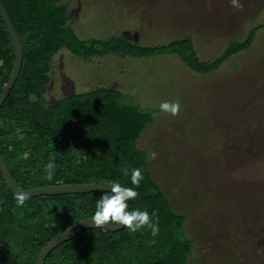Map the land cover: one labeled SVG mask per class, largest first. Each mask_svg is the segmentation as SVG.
I'll return each instance as SVG.
<instances>
[{
  "label": "rangeland",
  "instance_id": "1",
  "mask_svg": "<svg viewBox=\"0 0 264 264\" xmlns=\"http://www.w3.org/2000/svg\"><path fill=\"white\" fill-rule=\"evenodd\" d=\"M240 3L58 1L69 5L68 25L81 39L116 35L153 47L190 38L196 60L206 65L260 25L248 47L208 72L176 53L84 58L63 47L52 58L48 101L115 89L121 104L150 114L134 144L146 151L147 175L171 208L185 214L192 239L186 264H264V0ZM176 100L178 115L160 113L161 102Z\"/></svg>",
  "mask_w": 264,
  "mask_h": 264
},
{
  "label": "trees",
  "instance_id": "2",
  "mask_svg": "<svg viewBox=\"0 0 264 264\" xmlns=\"http://www.w3.org/2000/svg\"><path fill=\"white\" fill-rule=\"evenodd\" d=\"M1 1L23 45L19 77L0 108V154L17 185L23 190L101 182L135 187L131 171L140 169L143 179L136 188L137 198L127 202L129 210L155 211L159 222L156 237L147 227L136 233L127 228L85 229L50 251L44 264H186L192 239L183 227L185 214L171 208L169 198L147 175L146 151L134 144L151 122L150 114L121 104L115 89L99 88L57 103L48 101L52 58L63 47L84 58L109 53H176L189 67L208 72L248 47L260 25L252 28L245 41L231 42L225 56L206 65L197 61L190 38L153 47L116 35L85 40L68 25V4H58L59 0ZM14 63L12 38L0 15V94ZM49 161L55 163L52 180L46 179L44 171ZM105 194L108 191L43 194L29 197L20 206L0 174V264H36L48 242L75 222L91 217L97 200Z\"/></svg>",
  "mask_w": 264,
  "mask_h": 264
},
{
  "label": "clouds",
  "instance_id": "3",
  "mask_svg": "<svg viewBox=\"0 0 264 264\" xmlns=\"http://www.w3.org/2000/svg\"><path fill=\"white\" fill-rule=\"evenodd\" d=\"M230 4L234 8H241L240 0H230ZM181 105L180 101H164L159 104L160 113H169L173 116L178 115ZM156 153H150L152 159L156 158ZM46 179L52 180L55 174V163L49 161L44 169ZM124 174L128 175V170H124ZM143 175L140 169L131 171V182L135 187H124L119 182H111L108 194L103 195L96 202V210L91 216L94 221V227L108 228L111 225L117 228L123 225L130 233H136L138 230L147 227L151 231V235L156 237L159 234V222L157 213L153 211L151 214L147 210L129 209L128 201L134 200L138 196L136 188L139 187ZM29 192L19 191L16 193L15 199L18 205L23 206L25 201L30 197ZM109 229V228H108Z\"/></svg>",
  "mask_w": 264,
  "mask_h": 264
},
{
  "label": "water",
  "instance_id": "4",
  "mask_svg": "<svg viewBox=\"0 0 264 264\" xmlns=\"http://www.w3.org/2000/svg\"><path fill=\"white\" fill-rule=\"evenodd\" d=\"M0 15L2 19L4 20L7 29L10 33V36L12 38L13 46H14V52H15V63L14 68L11 73L9 81L6 83L3 91L0 94V108L4 104L6 98L10 94L16 80L19 77L22 62H23V45L21 43L20 37L14 27V24L10 18V15L3 5L2 1L0 0ZM0 174L2 175L3 179L9 186V188L13 191V193L16 195L19 191L29 192L30 197L32 196H39L43 194H64V193H88L91 191H108L110 190V182H101V183H91V184H78V185H54L49 187H40L35 188L32 190H23L21 189L17 183L15 182L12 173L0 154ZM129 210V209H128ZM91 217L81 219L77 222H75L72 226H70L68 229H66L64 232L53 238L48 242V244L41 250V252L38 255L36 264H44L45 259L50 251H52L54 248L59 246L60 244L66 242L67 240L75 237L80 232H82L85 229L88 228H95L94 227V221L90 219ZM108 228H104L106 230L110 231H118L124 228L123 225H120L117 228H113L111 225H106Z\"/></svg>",
  "mask_w": 264,
  "mask_h": 264
}]
</instances>
